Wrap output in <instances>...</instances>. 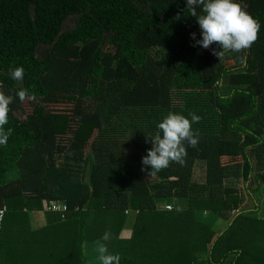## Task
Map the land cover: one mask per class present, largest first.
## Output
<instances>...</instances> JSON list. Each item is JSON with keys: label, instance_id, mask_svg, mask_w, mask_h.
<instances>
[{"label": "trees", "instance_id": "obj_1", "mask_svg": "<svg viewBox=\"0 0 264 264\" xmlns=\"http://www.w3.org/2000/svg\"><path fill=\"white\" fill-rule=\"evenodd\" d=\"M237 2L261 27L227 67L215 43L193 47L186 0H0V90L34 96L10 105L0 145V264H85L105 232L120 264H264V0ZM169 112L201 116L199 144L150 175L146 136ZM50 200L65 218L32 227ZM197 210L238 211L215 232Z\"/></svg>", "mask_w": 264, "mask_h": 264}, {"label": "clouds", "instance_id": "obj_2", "mask_svg": "<svg viewBox=\"0 0 264 264\" xmlns=\"http://www.w3.org/2000/svg\"><path fill=\"white\" fill-rule=\"evenodd\" d=\"M186 8L189 15L196 18L201 30L200 39L196 38V33L190 34L194 41L193 47L209 49L215 43L219 50L213 48L212 54L219 60L229 52L244 53L237 58L241 64L246 63V50L257 40L261 27L246 10V6L237 0H186ZM24 72L22 66L9 69L10 78L14 81H22ZM15 98L23 102L26 98L34 99V96H30L26 88L16 91L15 97L0 90V145L6 146L13 131L11 128L5 129V125L9 123L10 105ZM188 116L169 112L156 124L155 133L147 134L145 142H151L152 147L142 157V165L150 167V175L168 168L172 163L183 164L186 145L193 148L198 146L199 133L193 130L192 124L199 123L201 116L195 112H190ZM110 238V233L105 232L97 241L100 244V264H120V255L110 253L102 243Z\"/></svg>", "mask_w": 264, "mask_h": 264}, {"label": "crops", "instance_id": "obj_3", "mask_svg": "<svg viewBox=\"0 0 264 264\" xmlns=\"http://www.w3.org/2000/svg\"><path fill=\"white\" fill-rule=\"evenodd\" d=\"M17 171L16 170H10L7 172V177L9 179H13L17 177ZM253 203L251 200L246 199L244 203L242 204L243 208L246 207H252ZM238 210H235L233 212H230L228 217H221L218 216L212 212H209L208 210H197L195 211V218L197 220H200L210 226V228L217 232L221 230L228 222V220L232 217L233 213H237ZM125 216L120 218L117 221L116 224V235L119 239H129L132 230L128 225L125 224L127 211H125ZM60 220V216L58 213H54L51 211H36V212H30L29 214V222L32 227H39L48 223H53ZM99 240H90L85 239L82 242V253L85 259V264H100L99 256L100 253L98 252V248L100 247V244L97 243ZM102 243L105 245V243L102 241Z\"/></svg>", "mask_w": 264, "mask_h": 264}, {"label": "built area", "instance_id": "obj_4", "mask_svg": "<svg viewBox=\"0 0 264 264\" xmlns=\"http://www.w3.org/2000/svg\"><path fill=\"white\" fill-rule=\"evenodd\" d=\"M220 84V83H219ZM167 209H171V205H166ZM6 211V206L5 205H0V227L1 223L3 221V217ZM44 211H51L54 213H58L60 216V219H64L66 216V213L68 211V207L64 201L60 200H50L44 209Z\"/></svg>", "mask_w": 264, "mask_h": 264}, {"label": "rangeland", "instance_id": "obj_5", "mask_svg": "<svg viewBox=\"0 0 264 264\" xmlns=\"http://www.w3.org/2000/svg\"><path fill=\"white\" fill-rule=\"evenodd\" d=\"M227 57V58H226ZM237 60H236V58H235V56H234V52H229V53H227L226 54V56H225V65L227 66V67H231L234 63H237L236 62ZM226 81V80H225ZM225 81H224V84H225ZM85 168V167H84ZM86 169H84V172H83V177L84 178H86V171H85ZM251 185H253V182H251Z\"/></svg>", "mask_w": 264, "mask_h": 264}]
</instances>
